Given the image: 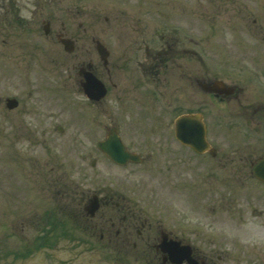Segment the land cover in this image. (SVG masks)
Returning <instances> with one entry per match:
<instances>
[{
  "label": "flooded vegetation",
  "instance_id": "flooded-vegetation-1",
  "mask_svg": "<svg viewBox=\"0 0 264 264\" xmlns=\"http://www.w3.org/2000/svg\"><path fill=\"white\" fill-rule=\"evenodd\" d=\"M195 5L198 11H192L200 16V24L250 23L254 37H232L242 47L238 50L214 45L213 53L226 62L216 60L218 65L211 69L204 52L212 37L200 35L199 41L176 30L161 37H82L67 34L65 28L55 29L51 20L44 19L41 30L46 32L40 38L50 47L49 65L32 60L39 53L36 43L29 46L25 37L5 36L20 39L18 48H6L0 59L16 91L0 99L10 119L27 115L33 102L36 118L47 119L50 113L54 118L55 101L62 95L68 100L62 103L63 111L76 109L70 106L74 104L89 118L100 116L102 138L115 131L126 149L137 154V162L118 166L152 163L155 152L165 149L172 164L191 171L187 155L200 156V241L190 239L183 227H169L158 212L145 211L139 204L143 200L122 187L104 184L79 194L75 185L72 196H58L57 208L48 216L70 223L69 230L79 237L68 235L69 239L86 249L101 250L104 264H264V245L256 241L257 230L252 231L264 227V198L263 206L256 209L250 205L254 199L249 193L253 188L264 189V183L253 176L254 166L264 159V0H197ZM62 39L68 40L71 52ZM64 55H70V65L55 59ZM63 71L67 76L62 78ZM85 73L101 81L102 97L94 99L85 93ZM76 95L81 101L73 98ZM189 113L200 114L205 127L207 147L200 153L175 137V119ZM53 127L55 134L64 133L61 125ZM14 129L23 134L31 127L21 119ZM94 150L114 164L97 147ZM90 166H96V159ZM46 183L60 184L54 178ZM193 185L178 184L181 190ZM61 201H71L74 208L58 205ZM93 205L96 208L89 210ZM180 220L182 226L183 217Z\"/></svg>",
  "mask_w": 264,
  "mask_h": 264
},
{
  "label": "rangeland",
  "instance_id": "rangeland-1",
  "mask_svg": "<svg viewBox=\"0 0 264 264\" xmlns=\"http://www.w3.org/2000/svg\"><path fill=\"white\" fill-rule=\"evenodd\" d=\"M196 2L0 0V59L7 53L6 48L11 45L13 50L18 48L17 41L20 39L5 37L8 34L25 37L29 46L36 43L39 53H34L32 60L40 65H49L50 56L47 53L50 47H46L40 38L43 37L42 21L49 19L55 29L65 28L67 34L82 37H161L167 32L171 33V30L199 41L200 35L212 37L214 43L205 46L204 57L213 69V64L218 65L216 60L221 64L226 62V58L218 59L213 53L214 45L220 50H238L242 47L232 37L247 40L246 37H254L255 33L250 23L235 26L200 24V16L192 11L193 8L198 11ZM8 3L10 5L6 7ZM10 6L12 11L6 13ZM183 19H186L184 23ZM55 59L66 65H70L72 60L70 55ZM33 68L38 69L36 66ZM61 76L66 77L67 73L63 71ZM33 77L31 73V83ZM15 78L18 84L19 77L16 75ZM31 89L35 93L33 85ZM14 91L15 88H11L7 81L4 67H0V99ZM73 98L81 101L79 95ZM60 99L55 101V117L50 113L47 119L36 118L32 114L37 109L34 102L32 106L35 109L30 108L27 115L19 114L10 119V114H5L0 103V264H104L106 256L101 250L86 249L69 239L79 237L76 231L69 230L70 223L65 229L61 225L53 227V224L45 222L44 217L48 219L50 215L48 211L57 208L54 204L58 196H72L71 189L75 185L79 194L83 191L86 194L89 188L104 184L117 189L122 187L127 194L143 200L139 204L145 211L158 212L169 227H183L190 239L200 241V156L187 155L188 165H193L191 171L172 164L165 149L163 152L156 151L152 163L146 165H114L94 150L96 142L103 137L100 116L89 118L84 110L79 111L74 104L70 106L76 109L63 111L65 106L62 103H68V100L62 95ZM21 119L31 127L23 134L14 129L21 124ZM39 124L42 128L38 129ZM57 124L64 128L61 136L53 132V126ZM129 124L127 120L125 125ZM92 159H96L94 167L90 166ZM53 178L60 182L56 187L46 183L47 179ZM184 181L194 185L181 190L178 184ZM249 193L254 199L250 205L260 209L263 206V187L253 188ZM58 205L66 209L74 208L71 201H61ZM183 215L186 220L181 226L180 217ZM55 219L64 221L56 216ZM254 221L260 222V219ZM256 230V241L264 245V227L252 229L253 232ZM43 234L47 236L48 243L41 240Z\"/></svg>",
  "mask_w": 264,
  "mask_h": 264
},
{
  "label": "water",
  "instance_id": "water-1",
  "mask_svg": "<svg viewBox=\"0 0 264 264\" xmlns=\"http://www.w3.org/2000/svg\"><path fill=\"white\" fill-rule=\"evenodd\" d=\"M62 42L65 45L67 51H71L73 48L67 44V40L63 39ZM101 58L105 56L103 47L98 44L97 46ZM85 82L83 88L85 93L90 98H100L105 90L102 83L96 79L93 75L85 73ZM14 104V102H11ZM176 136L183 143L191 146L195 151L200 152L203 150L205 144H203L202 132H200V118L197 115H183L176 119L175 122ZM202 131V130H201ZM201 133V134H200ZM98 147L109 158L117 163H125L128 160L138 161V157L128 153L122 143L120 142L118 135L115 131H112L108 136L98 143ZM256 176L264 180V162L260 163L257 168L254 169ZM93 204V203H92ZM96 205H93L89 210H94Z\"/></svg>",
  "mask_w": 264,
  "mask_h": 264
}]
</instances>
